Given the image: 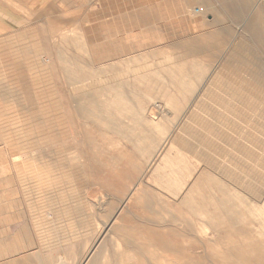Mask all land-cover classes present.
<instances>
[{"label":"rangeland","instance_id":"374dc122","mask_svg":"<svg viewBox=\"0 0 264 264\" xmlns=\"http://www.w3.org/2000/svg\"><path fill=\"white\" fill-rule=\"evenodd\" d=\"M241 3L42 0L10 24L0 264H264V46L237 76Z\"/></svg>","mask_w":264,"mask_h":264},{"label":"crops","instance_id":"0c3cea01","mask_svg":"<svg viewBox=\"0 0 264 264\" xmlns=\"http://www.w3.org/2000/svg\"><path fill=\"white\" fill-rule=\"evenodd\" d=\"M45 1V0H44ZM42 0H0V40H2L6 35H8L10 28V24L15 23L17 27L19 22H23L25 8H36L41 5ZM256 3V5H253ZM257 5L259 7H257ZM239 15L241 16V22L244 23L243 26V34L240 36L244 38L242 39V43L236 46V48L232 51V61L238 62L237 76L239 75L241 78L245 76L247 79L248 76V64L252 62L251 57H249L250 50L248 48L251 43L247 42L249 40H255L259 42L260 46H264V0H242L241 6L239 8ZM231 15V13H229ZM237 15V14H236ZM233 15H231L232 17ZM236 19V18H235ZM234 18H231L233 21ZM230 37H232L233 26L227 28ZM206 40H202L200 46H204V42ZM214 47L217 46V43L214 41L212 45ZM262 72V71H260ZM255 73H258L256 71ZM258 76V75H257ZM247 85V84H246ZM51 216V214L49 215ZM68 255H62L57 257L52 256H41L38 258L36 263L34 264H68L70 262V257L67 258Z\"/></svg>","mask_w":264,"mask_h":264},{"label":"bare ground","instance_id":"6f19581e","mask_svg":"<svg viewBox=\"0 0 264 264\" xmlns=\"http://www.w3.org/2000/svg\"><path fill=\"white\" fill-rule=\"evenodd\" d=\"M149 114V113H148Z\"/></svg>","mask_w":264,"mask_h":264}]
</instances>
